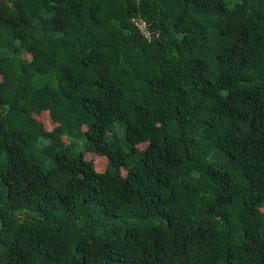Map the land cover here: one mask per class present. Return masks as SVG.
<instances>
[{"label": "trees", "instance_id": "trees-1", "mask_svg": "<svg viewBox=\"0 0 264 264\" xmlns=\"http://www.w3.org/2000/svg\"><path fill=\"white\" fill-rule=\"evenodd\" d=\"M0 76V264H264V0H1Z\"/></svg>", "mask_w": 264, "mask_h": 264}, {"label": "built area", "instance_id": "built-area-1", "mask_svg": "<svg viewBox=\"0 0 264 264\" xmlns=\"http://www.w3.org/2000/svg\"><path fill=\"white\" fill-rule=\"evenodd\" d=\"M137 23L139 27L141 28V30H143L146 33V36L151 39L153 36V33L148 29L147 22L144 20H141V21H138ZM156 36H158V34Z\"/></svg>", "mask_w": 264, "mask_h": 264}, {"label": "rangeland", "instance_id": "rangeland-1", "mask_svg": "<svg viewBox=\"0 0 264 264\" xmlns=\"http://www.w3.org/2000/svg\"><path fill=\"white\" fill-rule=\"evenodd\" d=\"M0 3H1V0H0ZM0 78H1V76H0ZM47 123H48L49 126H51V127H52V125L54 126V125L56 124V122L51 121V120H48Z\"/></svg>", "mask_w": 264, "mask_h": 264}]
</instances>
